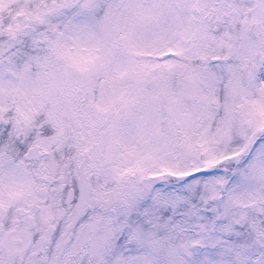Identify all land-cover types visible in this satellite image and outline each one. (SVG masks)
Listing matches in <instances>:
<instances>
[{
    "label": "snow or ice",
    "instance_id": "obj_1",
    "mask_svg": "<svg viewBox=\"0 0 264 264\" xmlns=\"http://www.w3.org/2000/svg\"><path fill=\"white\" fill-rule=\"evenodd\" d=\"M0 264H264V0H0Z\"/></svg>",
    "mask_w": 264,
    "mask_h": 264
}]
</instances>
